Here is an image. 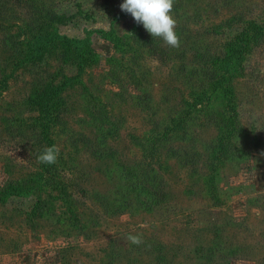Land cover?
<instances>
[{
	"label": "rangeland",
	"instance_id": "374dc122",
	"mask_svg": "<svg viewBox=\"0 0 264 264\" xmlns=\"http://www.w3.org/2000/svg\"><path fill=\"white\" fill-rule=\"evenodd\" d=\"M44 1L66 17L60 34L85 39L88 31L113 28L120 48L94 33L97 62L80 76L76 65L61 60L58 45L17 69L13 41L27 37L28 0H0V81L7 74L0 91V188L35 170L36 155L46 147H59L57 162L68 165L66 192L46 186L41 195L49 208L44 214L36 212L38 194L0 201V264H264V44L243 60L244 76L231 79L241 129L237 149L243 151L233 162L213 159L220 134L214 109L222 102L207 96L190 107L197 86L182 75L183 65H196V54L223 56L248 23L264 24V0H175L180 47L158 38L169 52L163 60L148 54L150 34L142 24L130 14L116 19L124 0ZM134 72L140 82L120 84L111 76ZM65 76L78 80L65 87L67 109L55 124L40 96ZM146 91L151 108L145 107ZM94 103L119 128L106 145L86 110ZM178 113L186 115L189 129L171 134L181 153L169 157L166 149L161 155L170 197L146 211L122 186L116 162H139L135 138H148ZM215 162L216 198L206 180ZM129 234H140L143 243L131 244Z\"/></svg>",
	"mask_w": 264,
	"mask_h": 264
},
{
	"label": "trees",
	"instance_id": "16d2710c",
	"mask_svg": "<svg viewBox=\"0 0 264 264\" xmlns=\"http://www.w3.org/2000/svg\"><path fill=\"white\" fill-rule=\"evenodd\" d=\"M128 15L123 12L117 15L116 19ZM28 22L26 24L27 37L24 41L16 39L13 41V61L17 60L16 68H20L27 63H34L41 60L44 53L54 45L62 46L59 52L63 62H72L79 70L80 76L87 64L97 62V54L92 48L91 37L94 33L99 34L103 39L113 42L117 48L118 38L115 37V31L111 28L109 31L95 30L88 31L85 39H75L62 35L58 27L66 23V17L58 14L44 0H28V11L26 15ZM264 44V24L256 22L248 23V26L238 35V37L227 44L225 54L205 55L202 53L195 55V64L192 69L183 65L182 75L186 79L188 85L197 86V92L192 94L195 103L190 107L202 103L206 98L215 96L220 99L223 107L214 109L215 117H218L219 139L214 146V160L220 162V158L229 159L233 162L238 156H241L242 149H237L238 135L241 132L240 124L237 119L236 101L237 95L232 87L231 79L244 76L243 60L257 46ZM144 46L152 57L159 60L168 59L169 52L162 45V41L153 38L151 35L145 39ZM1 70V69H0ZM135 72L128 74L124 79L116 77L113 73L111 76L117 83L124 84L125 80H132L137 83L140 80L135 76ZM7 74H4L0 81V91L2 85L6 84ZM78 80V77H64L63 81L55 87L46 90V96L40 99L45 102L47 119L55 124H60L63 118V109L66 110L67 99L62 96L65 87L72 84V81ZM197 83V85H195ZM209 96V97H207ZM144 101L148 104L146 108H151L152 100L150 94L146 91ZM204 103V102H203ZM87 112L97 124L99 130V138L102 144H107L108 138H113L118 134L119 128L114 119L106 111L105 107L100 103H94L87 107ZM55 116V119L52 118ZM185 114L178 113L165 123V127H156L153 134L148 138H135L137 144L142 148V159L134 165L120 164L117 165V174L122 181V186L129 187L132 192L136 193L133 197L136 199L137 206L146 211H152L155 205L167 202L170 197L167 181L164 177L165 164L161 159L163 151L168 150V156H179L181 150L172 145V133L183 132L188 133V125ZM212 116V115H211ZM214 117V116H212ZM49 121V120H48ZM40 123L36 124V126ZM44 127H46L44 123ZM1 132V131H0ZM177 136V134H176ZM85 141L93 142L90 138L83 137ZM1 140V135H0ZM36 155V158L42 153ZM184 155L189 156L190 151L184 149ZM221 154V156H220ZM243 155L242 157H244ZM109 157L114 158L113 155ZM68 165H59L58 162L52 165H37L35 170L27 174L26 177L9 182L0 188V201L5 202L12 197H25L32 194H38L41 205L37 207L36 212L44 214L49 209L46 202L41 199V195L46 193V186L52 190H59L60 194L66 192V185L63 183L62 174ZM219 171L218 163L215 162L210 168V175L207 182L212 188L214 197L216 198V177ZM128 203V202H127ZM131 206V203L127 204ZM119 210L126 209L120 207ZM119 212V211H117ZM75 213H72L74 215ZM75 224H78L77 217L74 218ZM207 258V257H206ZM213 261L212 255H210ZM159 262L164 260L163 256L157 257Z\"/></svg>",
	"mask_w": 264,
	"mask_h": 264
},
{
	"label": "clouds",
	"instance_id": "9594fccd",
	"mask_svg": "<svg viewBox=\"0 0 264 264\" xmlns=\"http://www.w3.org/2000/svg\"><path fill=\"white\" fill-rule=\"evenodd\" d=\"M174 4L175 0H124L120 7L137 24H142L153 38L162 39L171 48H179L180 37L175 30L177 21L173 15ZM59 153L60 149L56 145L46 147L37 161L47 165L55 164ZM127 240L134 245L143 243L140 234H129Z\"/></svg>",
	"mask_w": 264,
	"mask_h": 264
}]
</instances>
